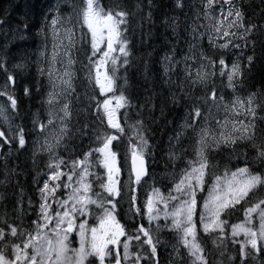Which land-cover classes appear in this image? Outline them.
Wrapping results in <instances>:
<instances>
[{
  "label": "snow or ice",
  "instance_id": "1",
  "mask_svg": "<svg viewBox=\"0 0 264 264\" xmlns=\"http://www.w3.org/2000/svg\"><path fill=\"white\" fill-rule=\"evenodd\" d=\"M202 3L204 19L210 23L206 27L194 26L193 40L197 38L198 27H204L205 30L200 33V36L207 34L210 46L221 50L218 57L219 76L227 77L225 87L232 90L233 99L226 101L222 89L218 95L212 80L217 75V60L203 50L198 52L195 43H190L189 52L181 59L176 58L179 53L175 47L171 54L165 53L161 64L163 75L167 77L164 84L168 86L170 95L157 93L155 80H153L151 87L145 88V92H151V95H145L140 107L146 109L151 104L154 109L156 98L161 96L162 114L169 101L185 109L183 123L176 131L175 137H171L170 140L175 139L179 144L181 138L190 130L194 134L195 155L193 159L187 161V166L179 173L178 179L177 174L173 173V187L167 196L153 186L145 204L149 226L145 227L141 223L138 227L134 226V231H129L117 218L119 215L117 197H121L125 182L119 179L121 168L117 166L118 153L114 151L117 145L113 142L122 143V137L125 135V128L122 127L117 113L120 109L130 107V99L126 94L129 86L127 73L133 67V53L132 41L127 33L131 27V18L142 11L143 5L137 2L136 11H129L126 5L119 2L104 7L98 0H83V6L77 11V5L72 4L76 24H80L81 29L86 27L88 30L87 33L81 30L80 41L82 44L90 42L91 46V55L86 54L88 61L85 65L86 79L91 84L94 73L95 85L99 87L100 94H112L105 98L102 104L99 101L96 102L95 116L101 124L106 119L107 127L115 130V134L93 128L86 122L78 129L80 137L88 136L91 141L94 136L95 144L98 146L90 147L87 152L77 158H73L72 153L69 152L67 160L59 155L57 149L64 146L67 151L69 145L66 141L73 139L69 128L73 114L71 95L75 93L71 71L74 61L69 54L71 46L75 43L73 29L64 28V37L69 42L67 46L57 41L61 39L60 30L64 24L73 23V16L69 15L65 21L59 5L49 9L50 13L55 11V15L51 18L50 28L53 37V53L47 68L51 85L46 101L48 121L45 124L42 121L33 120L34 127L39 123L40 134H46L41 150L46 151L49 156L46 164L48 171L44 173L47 179L44 180L42 187L38 188L39 213L32 221L33 228L29 229L24 225L23 215L20 217V223L9 222L6 213L0 220V264H113V261L114 264H141V261L145 259L149 261L155 259V264H159L158 245L161 243L159 233L164 228L175 231L180 236V243L188 250L191 264H210L206 248L199 242L197 234L195 217L198 209L199 224L205 234L214 236L212 242L218 249L226 247L230 235L232 243L240 246V264H249V259L252 261L259 259L260 264H264V171L254 172L247 166L248 148L255 153L253 162L264 166V125H258L256 122L258 119L264 121V115H258L257 111L259 109L260 112H264V102L259 99L261 93L251 92L246 97L238 94V88L242 87L243 80L237 78L243 77L244 69L239 58L234 60L229 68L226 63L227 53L224 51H230L231 46V48L240 49L243 55V50L250 44L253 50V54L247 56V67L250 68L256 59L257 45L264 50V39H252L254 34L264 36V24L246 23L243 6L238 4L237 0H206V2L202 0ZM216 4L220 5L218 21L214 14ZM225 5H227L226 10ZM152 7V0H148L149 11L140 24L141 43H145L143 20L147 19L151 22ZM176 7H183L181 0H176ZM260 14L264 15V0H261ZM197 18L199 19V15ZM47 21L46 14L44 28H48ZM5 23V20H0V25ZM171 27L175 32L178 24L173 22ZM44 28L41 31H44ZM147 35L150 38L151 31ZM219 40L224 42L218 43ZM237 40L243 43H236ZM61 48L67 56V64L63 71L55 67L57 62L62 63L58 61ZM190 60L199 65L195 76L192 75ZM180 64L184 65L182 78L178 69ZM21 67L20 64L16 65V68ZM0 68H4L7 72L6 61L0 63ZM120 69L125 72L124 85L118 84ZM40 71L43 74L45 69L41 68ZM148 71L149 67L146 64L145 84L149 83ZM174 72L176 80L172 79ZM8 82L15 85L13 74H8L7 81L0 86V96H7L11 110L16 112L18 111L17 99L13 92L8 90ZM173 86L180 90L179 94L172 91ZM196 87L202 88L204 95L196 97L194 95ZM209 87H211L210 96L208 95ZM117 90L119 95H116ZM24 91L25 95H30L27 87ZM76 99L79 101L78 95ZM86 99L89 101L90 108V102L96 99L95 94L91 96L86 94ZM205 106L208 107L207 112L204 111ZM213 108L217 112L223 109L225 119H216L212 112ZM84 111L87 112V108ZM241 116L244 117L243 120L239 118ZM0 117L10 121L7 108L2 105H0ZM125 118L127 119V114ZM213 119L216 120L215 127L211 125ZM50 127L56 131L49 132ZM129 128L133 133V136L129 138L132 167L127 184L130 192L134 193L136 189L131 185L134 183L141 186L147 182L146 178L149 176L145 160L149 145L145 135L147 128L143 120H137ZM25 136L23 127L13 130L11 136L0 130V138H3L0 148L3 144H11L18 138L19 148L24 149ZM133 139L136 143H132ZM72 147L75 148V145ZM225 149H231L230 155L236 156L237 159L243 156L246 166L236 167L235 171L225 166L221 174L218 171L219 165L211 162L210 155ZM241 149L244 150L241 151ZM33 155L35 156V152ZM169 156L170 159H179L173 152H170ZM101 166L106 170V181L94 171ZM11 175H13L12 172H6L5 181L0 183H5ZM93 176L96 177L95 181L91 179ZM209 176L213 177L211 184L208 183ZM97 182L102 192L95 191L94 185ZM206 186L207 195L202 197L201 207L200 194L204 192ZM104 193H107V196ZM31 204L32 201L29 200L30 207ZM159 204H163L162 215ZM241 208L244 211V220L230 225L231 217ZM129 211L132 212L133 218L135 216L143 218L144 213L138 206V199L134 194L131 197ZM161 219L164 220L163 225L160 224ZM153 222L156 223L155 229L151 227ZM241 235L244 237L243 240L238 239ZM121 237L124 239L122 240ZM77 238L78 247H74ZM133 241L136 242L135 245ZM144 245L150 248V255L145 253ZM134 247L137 249L135 253L131 251ZM173 250L177 256L181 255L178 248ZM223 254L221 251V255ZM235 259V256L229 257V264H234Z\"/></svg>",
  "mask_w": 264,
  "mask_h": 264
},
{
  "label": "trees",
  "instance_id": "2",
  "mask_svg": "<svg viewBox=\"0 0 264 264\" xmlns=\"http://www.w3.org/2000/svg\"><path fill=\"white\" fill-rule=\"evenodd\" d=\"M101 6L108 7L119 2L126 5L129 11H136L135 5L137 2L142 3V11L138 12L131 18V27L127 35L132 41V63L133 67L129 69L128 76V88L127 95L130 99V107L123 109L124 116L127 114V119L132 121L143 120L147 132L145 133L148 139V160L151 167L155 170L156 182L162 183L165 180V172L176 170H182L187 161L193 156V145L195 143L194 134L189 130L188 133L181 138L179 144L176 143L175 137L176 131L179 130V126L183 123V117L185 115V109L173 105L170 101L164 108L163 114L161 113V96H158L155 100L156 107L153 109L149 104L146 109H142L140 105L144 102L145 95H151V92H145V88L151 87L152 81L155 80V91L157 93H163L164 95H170L168 86L164 84V80L167 77L163 75V67L161 64L162 58L165 53L171 54L173 47L176 48L179 55L177 59H181L182 56L189 52L190 43L197 45V51L203 50L207 55L217 60L216 72L217 75L212 78L217 88L219 95L220 90H223L225 94V100L229 101L233 99V93L231 89L225 87L227 84V77L219 76L220 65L218 63V57L221 52L220 49L212 48L209 44L208 35L205 34L202 37L200 33L204 32V27H198L197 38L193 40V27L198 25H204L205 27L210 21L205 20L203 16V3L202 0H181L182 8L176 7V0H152L153 7L152 20L149 22L147 19L143 20V32L145 35L143 39L145 43H141V29L140 24L142 18H146L149 8L148 0H98ZM206 2V0H203ZM77 5V11L83 6V0H0V20H5L6 23L0 25V63L6 61L7 72L4 68H0V86L4 85L7 81V75L13 74L15 78V85L8 82V90L13 92L18 103V111L13 112L11 110L10 102L5 99V96H0V101H5L9 113L13 115L12 124L18 129L23 127L26 136L31 137V121L34 111L43 113L41 105V88H45L44 80L40 79L39 70L48 65L52 58L53 53V37L50 31L51 18L55 15V11L49 12L50 8H54L59 5L62 9L61 15L67 21L69 15L73 16V23H65L60 30V40L57 43H61L64 46L68 45V39L64 37V28H72L74 32L75 43L71 46L70 55L74 63L72 64L71 71L73 72V84L75 87V93L71 95L72 104V119L71 133L73 139L66 141L69 145L68 149L72 151H79L92 143L88 136L80 137L78 131L86 122L91 124L93 128H100L107 132L113 130L107 127L106 119L101 124L100 120L96 119L95 108L96 102L102 101L111 96V93L105 95L100 94V89L95 85L94 73L93 81L89 84L86 79L88 64L87 55H91L90 42L82 44L80 41L81 30L87 33V28L81 29L80 24H76L75 13L73 12L72 4ZM237 3L243 6L245 13L246 23H258L264 24V15L260 14L261 0H237ZM225 10L227 5L224 6ZM216 20L220 17V5H214ZM48 15V28H44L45 15ZM199 15V19L197 16ZM175 18V20H174ZM231 19V18H229ZM167 21V23H166ZM175 22L178 24V28L173 32L171 25ZM82 24V20L80 21ZM27 24V28H25ZM226 27V24H225ZM44 28V31L41 29ZM151 31L150 38L147 33ZM47 33V36H45ZM23 37V38H21ZM44 37L47 39L44 41ZM227 39V38H225ZM252 39H264V36H258L254 34ZM43 43L41 48L40 44ZM90 41V34H89ZM224 40H219L218 43H223ZM236 43H243L237 40ZM7 46V47H6ZM224 50L226 54V63L229 68L234 60L239 58V62L243 66V77L237 79L243 80L242 87L238 88V94L246 97L251 92L261 93L259 97L261 102H264V50L257 45L255 50L256 59L253 65L247 67V56L253 54L251 45L244 49V54L241 55V50L231 48ZM46 52V54H42ZM60 55L57 62L58 67L64 70V66L67 64V56L64 53V49H59ZM45 59V61H44ZM22 65L21 68H16V65ZM148 65L149 71L147 73L149 77V83L145 84V65ZM189 65L192 68V75L195 76L198 64L193 61H189ZM184 65L178 66L179 75L182 78L184 76ZM210 70V69H209ZM118 76L119 85H124L125 72L120 69ZM172 79L176 80L175 72L172 75ZM30 90V95H25V88ZM173 92L179 94L180 90L173 86ZM95 94L96 99L92 100L91 107L89 108V101L86 99V94L91 96ZM79 96V101L76 96ZM116 95H119L117 90ZM194 95L200 97L204 95L202 88L196 87L194 89ZM208 95H211V87H209ZM211 104V101H209ZM87 108V112L84 109ZM204 111H208V107H204ZM258 115H264V112H260ZM212 112L216 116V119L221 117L225 118L223 109L219 112L215 108ZM103 110L101 108V115ZM244 119L243 116L239 117ZM258 125H264V121L257 120ZM216 120L211 121V125L215 124ZM3 128V127H2ZM4 129V128H3ZM5 130V129H4ZM91 131V129H89ZM5 133L9 136L7 131ZM94 136L92 137V139ZM129 140V137H126ZM0 143H3V138H0ZM129 143V142H128ZM75 145V148L72 147ZM244 149H241L243 151ZM248 151L247 166L252 168L254 172L264 171V166L253 162V156L255 153L251 148ZM35 152V156L33 153ZM175 153L179 159L171 158L169 153ZM0 181H5L6 172H12L13 175L5 183H0V220L3 219L5 213L9 222L20 223L21 215H23L24 225L31 229L34 227L32 221L35 220L39 213V192L41 177L43 176L42 162L43 154L40 149H35L29 140H26L24 149L19 148L18 138L11 144H3L0 148ZM231 149H225L219 152H213L210 155V160L213 164H218V171L222 174L224 167L228 166L231 169L246 165V161L241 156L239 159L234 155H230ZM35 161V162H34ZM39 173V175H38ZM213 177L209 176L208 183L211 182ZM207 189V186L205 187ZM202 198V193L200 194ZM29 200L32 201L31 207L29 206ZM201 201V199H200ZM199 201V203H200ZM240 211L231 217L230 225L240 219ZM130 223H125L126 227ZM163 225V223H160ZM229 225V226H230ZM164 228L159 233V239L161 243L158 246V259L159 264H185V260L180 259L183 254L177 256L173 250V241H168L166 236L171 234L166 232ZM199 242L206 248L208 253V259L210 264H229V257L235 256L234 264H240L239 261V244L233 245L231 238L229 237L224 249H218L213 244L214 236L203 234L198 227ZM229 231V228H228ZM144 251L147 255H150V248L144 245ZM223 251V255H221ZM144 264H155V259L149 261L143 260ZM249 264H260V260L252 261L249 259Z\"/></svg>",
  "mask_w": 264,
  "mask_h": 264
},
{
  "label": "rangeland",
  "instance_id": "3",
  "mask_svg": "<svg viewBox=\"0 0 264 264\" xmlns=\"http://www.w3.org/2000/svg\"><path fill=\"white\" fill-rule=\"evenodd\" d=\"M45 39H44V41L47 39L46 37H44ZM44 41L40 44V48H41V46L43 45V43H44ZM44 86L45 87H47V88H50L51 89V85H50V83H48L47 81H45L44 80ZM132 124H134V123H132ZM132 124H130V125H132ZM32 144H34V146H37V147H39V146H41V141H40V139L39 138H37V139H35V135H33V137H32ZM118 162V161H117ZM44 164H46V162H43V165ZM66 180V179H65ZM149 183V180L145 183V184H148ZM151 191H149L148 192V194L150 193ZM147 194V195H148ZM207 195V193L205 194V196ZM146 200H147V197H146V199H145V204H146ZM173 203H175V202H173ZM144 204V205H145ZM203 204V203H202ZM158 207L160 208V210H161V215H162V213H163V204H159L158 205ZM202 207V206H201ZM145 209H146V207H145ZM146 213H147V209H146ZM161 220H163V219H161ZM244 220V215H243V218H242V221ZM169 223H170V221H169ZM256 223H257V226H258V219H257V221H256ZM176 233V232H175ZM177 234V233H176ZM240 238H241V240H243L244 239V237L241 235L240 236ZM74 247H78V238H77V240H76V242L74 243V245H73ZM185 261H186V263L187 264H191V259H190V257L188 256V250L185 248Z\"/></svg>",
  "mask_w": 264,
  "mask_h": 264
},
{
  "label": "bare ground",
  "instance_id": "4",
  "mask_svg": "<svg viewBox=\"0 0 264 264\" xmlns=\"http://www.w3.org/2000/svg\"><path fill=\"white\" fill-rule=\"evenodd\" d=\"M30 134H31V139H32V137H33V134H32V132H30ZM32 142V141H31ZM34 145V144H33ZM42 165H43V162H42Z\"/></svg>",
  "mask_w": 264,
  "mask_h": 264
}]
</instances>
